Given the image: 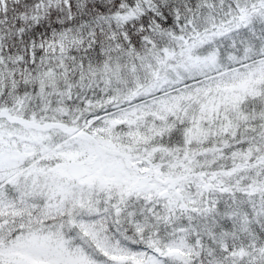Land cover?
<instances>
[{"label":"snow or ice","instance_id":"obj_1","mask_svg":"<svg viewBox=\"0 0 264 264\" xmlns=\"http://www.w3.org/2000/svg\"><path fill=\"white\" fill-rule=\"evenodd\" d=\"M0 264H264V0H0Z\"/></svg>","mask_w":264,"mask_h":264}]
</instances>
